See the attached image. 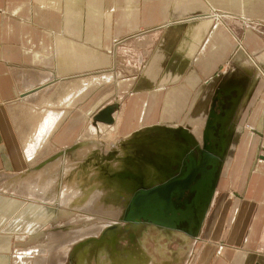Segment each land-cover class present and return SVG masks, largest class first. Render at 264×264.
<instances>
[{
	"label": "crops",
	"instance_id": "1",
	"mask_svg": "<svg viewBox=\"0 0 264 264\" xmlns=\"http://www.w3.org/2000/svg\"><path fill=\"white\" fill-rule=\"evenodd\" d=\"M212 12L223 16L219 18ZM115 39L121 43L115 45ZM126 72L132 74H122ZM91 75L105 76L108 80L91 85H97L94 89L87 86L84 89L87 93L80 91L76 85L79 79L92 80ZM55 83V92L61 85L66 89L67 83L76 86L71 102L66 104L61 99L52 105L58 106L60 120L47 140H43L42 147L56 152L46 155L49 151H42L38 155L42 148L39 146L30 152L33 157L28 158L27 146L31 143L25 145L24 132L20 130L25 120L17 119L13 101L17 96L21 102L42 97ZM263 89L264 0H0V173H24L31 168L28 161H35L42 153L45 160H61L71 153L84 152L87 145H95L94 141L77 139L82 127H78L80 119L95 115V111L114 98L113 122L108 127L103 125L116 135L121 133L127 143L134 139L126 145L122 140L116 143L122 158L128 153L135 154L153 162V169H160V173L176 166L178 175L181 162L188 163L189 152L199 162L198 151L211 111L222 114L220 141L227 146L218 175L230 173L235 181L238 177L237 188L242 189L243 195L231 196L232 200L236 198L229 215H232L229 231L221 223L227 205L215 211V220L205 235H201L204 213L200 216L199 226L203 224L195 238L197 246L191 248L189 264H264V252L251 247L264 229H260L259 223L264 206V180L257 178L264 175V162L256 161L250 170L253 156L249 158L245 153L244 157V152L240 149L236 152L235 147L240 141L236 133L243 113L249 115L250 121L259 104L263 106L260 111H264V102H260ZM261 126L262 135L251 127L260 137L252 133L249 141L241 143L264 144V118ZM226 127L231 130L228 136ZM156 129L169 135L146 136V132ZM83 140L87 144L75 148ZM144 145L150 149L144 150ZM148 153L153 159L146 156ZM234 154H239L238 158L235 156L237 161L247 160L238 164L251 172L246 182L243 173L225 172L230 163L228 158L234 159ZM261 156L258 158L263 159ZM212 160L209 162L216 161ZM137 170L136 173L142 174ZM168 179L162 178L154 185ZM208 188L202 190L195 207L212 206L214 200ZM239 210L241 216L237 217ZM156 216L161 218L165 214ZM136 218L132 215L125 220L137 224ZM260 234L262 238L264 231ZM179 236L183 239L184 235ZM193 236L187 235L188 241ZM236 240L250 245L246 248L232 245ZM161 250L165 252L164 247Z\"/></svg>",
	"mask_w": 264,
	"mask_h": 264
},
{
	"label": "rangeland",
	"instance_id": "2",
	"mask_svg": "<svg viewBox=\"0 0 264 264\" xmlns=\"http://www.w3.org/2000/svg\"><path fill=\"white\" fill-rule=\"evenodd\" d=\"M216 14H218L219 18H222L223 16L217 12H212V15ZM113 43L118 45L121 43V40L115 39L113 40ZM224 68L225 67L222 69ZM122 74L130 75L132 72ZM65 82L69 81L66 80ZM56 84L57 83L53 84L54 87L52 85L50 90H48L46 94H43L42 97L37 96L36 98L21 102L19 96H17L13 101L14 114L17 116V119L19 121L21 119L25 120V124L21 126L20 130L22 132L23 129L26 146L29 142H32V139L36 135L41 116L44 114L42 110L49 109L48 104L51 102V99L54 98L53 94L55 92ZM23 89H20V92ZM69 90H71V88ZM125 96L127 95L125 94ZM42 100H44V104H41ZM114 101L116 100L111 98L103 104V107H100V109L95 111V115H89L85 118L81 117L80 119L78 127L81 125L82 127L78 132L77 139H88L90 142L94 141L96 143V150H93V146L95 145H87L84 147L87 149L82 153L77 151L75 154L71 153L67 155L66 159L61 160L50 159L45 162V164L43 163L42 166L40 165L39 167H36L33 165L29 170L21 174H9V172L15 173V171H5V173H0V264H73L76 263V259L74 258H76L79 251L84 248L93 247L91 246L93 244H91L90 241L94 239L99 241L96 250L106 247L105 252L107 254L111 251L116 254L123 247L132 248L133 246H140L144 248L143 245H145L149 252L158 255L156 250L164 247L166 252L165 257H168L170 260L167 264H189L188 259L190 256L189 254L191 253V248L197 246L195 238L203 224L202 223L199 226L200 228H198V217L197 220H194V217H196V209H201L202 213L200 216L204 213L203 222L205 223L201 235H205L206 230L208 232V226L213 224L215 220V211L218 208L221 210L223 206L227 205L226 209H222L223 212L225 211L227 213L225 218H221V223L223 222L227 226V231H229L232 222L230 221L232 215L231 217L229 215L231 210L234 209L233 204L236 198L235 197L232 200V195L235 193L238 196H241L243 193L242 189L237 188V186H239V178L237 177V180L235 181L236 178L233 175L230 176L229 173V176H226L227 174L224 175V172L216 178L214 185V188L216 186V191L214 192V195H212L209 186L212 175L210 181H208V194H210L211 198L213 196L214 200L212 206H210V204L202 207L196 206L195 211L190 208V210L187 209L186 212H183L182 216H179L185 218L184 213L188 214V210L190 212L192 211V213L188 215L191 218L193 225H191L193 227L191 230L195 227L197 228L194 229L195 232L193 231L194 234H192L195 236L191 237L188 243L186 241L184 242L179 235H184L182 232H190L191 230L187 229V223L185 221L179 222L176 229L173 226L175 220L169 218L174 214L165 212V217L160 216L165 219L160 221L163 225L142 220L144 217L154 220V215H159V209H156L157 212L148 210L149 208L154 207V204L150 202H145L147 203L145 208L141 209L140 207L139 213L142 215L136 218H139L137 220L139 223L135 224V226H132L131 221L125 220L128 216L134 215L131 210L135 208V205L132 204V197L138 191V183L141 181L146 188L152 187L154 184L162 181V178L168 179L175 176L177 167H173L172 170H161L167 174L165 176L162 172L160 173V169L154 170V167H152L154 163L147 161V159H139L132 153H128L122 158L123 156L119 153V150L115 148V145L118 141L124 139V137H121L122 135L119 132L118 135H116L114 131L105 130L106 127H108L105 120L95 119V116L107 106L113 107L115 104ZM262 101L264 102V95L261 97L260 102L262 103ZM51 107H54L55 111L59 109L58 106ZM261 107H263L262 104H259L255 112L252 113L250 121L249 115L244 116L243 113L244 118L242 123H239L236 133L237 137L240 135V141L235 145L236 152L240 149L244 152V157L245 153H248V157L253 156L252 158H254L253 161L251 160V166V161H248L250 170L254 167L256 161L264 162L263 159L258 158V156L264 155V144H260V142H258V145L255 142L252 144L249 142L243 144L241 142L243 140L249 141L250 138L248 137L252 136L254 130L259 132L263 131L261 123L264 118V111H260ZM40 108L42 109L41 111L39 110ZM103 124L106 125V127ZM253 126L254 130L251 129ZM164 129L168 131L173 130L174 134L176 133L174 129ZM226 131L228 136L231 130L229 127H226ZM159 132L160 131H157V129L151 131L149 134L146 132V136L152 138L154 136L153 134H156L157 136L169 135L166 132ZM242 136H245V138L242 139ZM253 136L258 137L259 135L254 134ZM227 139L228 137H226V142ZM133 140L128 141V143L122 141L124 142L123 144L126 145V143L129 144L133 142ZM226 145L227 143L223 144V146ZM82 146H84V144L81 146L76 145L75 148H81ZM90 149H92V153L89 152ZM143 149L148 150L150 147L144 145ZM42 151H49L46 155L56 152L55 149L47 148L45 150L42 147L39 149L38 155ZM153 153L154 152L152 151V154ZM76 154L77 157L80 156L74 158V155ZM152 154L148 153L146 156L152 158ZM239 154H234V159H230V157L228 158V162L231 163V169L229 168V163L225 172L227 171L228 173L230 170L231 173H233V171L240 175L243 173L244 182H246L251 172H249L250 170L248 171L244 165L242 167L240 166L247 160L237 161ZM235 156H237V158ZM44 158L45 155H40L36 158L34 163H40L45 160ZM238 164L240 165L238 166ZM44 165H47L48 168L51 166L49 170L50 173L43 172L47 167H44ZM68 166H71V168L66 169L65 167ZM34 167H36V169ZM219 167H221V165ZM160 168L162 169V167ZM137 169H140L142 174L136 173V171H138ZM155 171L156 175L153 174ZM127 172L130 174L124 175ZM209 172L213 173V170H209ZM130 175L135 177V179ZM204 176L207 175H203L201 180L204 179ZM257 178L263 181L264 175H259ZM227 179H230V182H228ZM231 179L233 180L231 181ZM129 181L131 184L128 183ZM43 184L46 187H42ZM71 188L73 189L71 190ZM66 189L67 191H65ZM64 194L67 196L74 195V197L71 198L73 200L71 201L70 199L68 203L65 202L63 204L62 200ZM190 195L189 192H186L181 203L173 202L174 208L184 209L183 204L190 198ZM76 196L79 198V201H77L78 198ZM74 198H77L76 201ZM85 198L88 199L85 200ZM219 204H221L220 207ZM262 205H264V203ZM262 210L263 212L259 222L260 229L264 227V206L261 208L260 212ZM145 211L147 212L144 213ZM255 211L256 210H254V212ZM238 216H241L240 210L237 214V217ZM172 226L174 227L175 232L169 235L167 234L165 227L172 228ZM113 229H116L114 238L107 234L108 231H113ZM261 231H264V229ZM261 231L258 233L257 242L252 241L251 247L259 248L264 252V236L261 238ZM80 243H84L85 245L81 249L75 251V247ZM232 245L246 248L250 244H246L243 240L241 242L236 240V243H232ZM94 256V253H92L91 256H88L87 254L89 264H95Z\"/></svg>",
	"mask_w": 264,
	"mask_h": 264
},
{
	"label": "water",
	"instance_id": "3",
	"mask_svg": "<svg viewBox=\"0 0 264 264\" xmlns=\"http://www.w3.org/2000/svg\"><path fill=\"white\" fill-rule=\"evenodd\" d=\"M112 108V106H107L103 111L95 116V119L110 121L109 118H106V115L112 110ZM221 115V113L216 112L214 109L209 115V120L204 129V131L207 132H203V142L200 147V152L198 151L200 154L199 162H197L193 156L194 154L189 152V155L187 156L188 163L186 164L185 161L181 162L178 175L172 176L165 182L149 188H146L144 185L139 186V190L132 197L133 205L144 204L146 201L153 203L156 200H161L163 202V207L166 210L172 207L171 213L174 214L175 212L172 216L173 218H171V220H175L173 226L177 229V224L185 221L188 229L189 221L187 218H181L179 216H182V213L186 212L187 209L190 210V208L195 211L196 207L194 206V199L199 190L201 178L203 175H207V171L208 174H210V177L212 175L209 186L211 188V192L213 193L215 181L219 173V166L227 146H223L220 141L222 136L220 135L219 128L222 127V122L219 117ZM212 159L216 160L214 166L213 163L209 162V160L211 161ZM209 170H213V173L211 172V174ZM186 192H189L191 195L190 198L183 204L184 209L174 208L173 202L181 203ZM142 220L153 222L155 224H161L160 221H156L148 217H144Z\"/></svg>",
	"mask_w": 264,
	"mask_h": 264
},
{
	"label": "bare ground",
	"instance_id": "4",
	"mask_svg": "<svg viewBox=\"0 0 264 264\" xmlns=\"http://www.w3.org/2000/svg\"><path fill=\"white\" fill-rule=\"evenodd\" d=\"M109 72V71H108ZM93 74V73H92ZM108 74H110V73H108ZM94 75V74H93ZM103 75H104V73H103ZM75 76V75H74ZM78 76V75H77ZM80 76V75H79ZM78 76V77H79ZM86 76V75H85ZM89 76V75H88ZM91 77H92V75H91ZM99 77V76H98ZM93 78V77H92ZM61 79V78H60ZM111 79H113V78H111ZM64 80V79H63ZM108 80V77H105V76H102V77H100V78H96V77H94L92 80L91 79H89L88 77H86V78H84V77H81L80 79H79V82H77V84L76 85H78L79 86V90L80 91H84V92H88V91H86V90H84L87 86H90L91 87V85H93V84H96V83H100V82H102V81H107ZM110 80V79H109ZM61 81H62V79H61ZM60 81V82H61ZM65 81V80H64ZM63 82V81H62ZM57 83H59V82H57ZM73 83V82H72ZM75 83V82H74ZM104 84V83H103ZM70 85H72V86H70ZM74 85V86H73ZM98 85H100V84H98ZM64 86H66V89H64V87L61 85V86H59L58 88H57V90H56V92H54V94H53V96H54V98H52L51 99V102L48 104V107H49V109H46V110H44V114H43V118H41L40 119V123H39V125H38V128H37V130H36V135H35V137L33 138V142H31V144L29 145V146H27V148H28V154H27V157L29 158V157H31L32 156V154L30 153V152H33V151H36V148L37 147H39V146H41L42 147V142H43V140L45 139V141L47 140V136H48V134L50 133V131L53 129V126L55 125V123L58 121V116H59V113L60 112H58V111H54V109H53V107H51L53 104L54 105H56V104H58V102L59 101H61V99H65V101H66V104H68L69 103V101L71 102V100L73 99V97H74V91H75V89H76V86H75V84H65ZM97 86V85H96ZM95 86V87H96ZM51 87V86H50ZM54 87V86H53ZM93 87V89L95 88L94 86H92ZM91 87V88H92ZM71 88V90H69ZM34 89V88H33ZM68 89V90H67ZM87 89V88H86ZM37 90V89H36ZM90 91L89 92H91V89H89ZM66 91V92H65ZM66 93V94H65ZM76 93H79V91L78 92H76ZM85 93V94H86ZM60 94H65V95H60ZM83 95V93L81 94V95H83V96H86V95ZM90 94V93H89ZM78 96H79V94H77ZM77 96V97H78ZM88 96V95H87ZM63 97H65V98H63ZM76 97V98H77ZM89 97V96H88ZM79 98V97H78ZM80 98H81V96H80ZM85 98V97H84ZM50 99V98H49ZM49 101V100H48ZM64 101V102H65ZM80 101V100H79ZM44 101H41V104H44L43 103ZM73 102V101H72ZM47 104V103H46ZM79 104H80V102H79ZM78 105V104H77ZM47 107V108H48ZM67 107V106H66ZM77 107V106H76ZM42 108V107H41ZM39 109L40 111L42 110V109ZM46 108V107H45ZM38 109V108H37ZM113 109V108H112ZM37 111V110H36ZM43 111V110H42ZM65 113H66V111H65ZM65 113L63 112V114L65 115ZM69 113V112H68ZM112 113H113V110H111L109 113H107V117L106 118H109L110 119V121H106V123L107 124H111L112 122H113V117H112ZM42 114V113H41ZM63 115V116H64ZM116 115V114H115ZM66 116H67V113H66ZM42 117V116H41ZM65 118V117H64ZM37 120V119H36ZM60 120V119H59ZM228 121V120H227ZM57 124V123H56ZM55 127V126H54ZM255 132L256 133H259V135H262L261 134V132H259V131H256L255 130ZM182 136V135H181ZM188 136V135H187ZM225 136V135H224ZM189 139H190V137H189ZM192 139V138H191ZM184 142V141H183ZM45 143V142H44ZM49 143V142H48ZM83 144H85V141L83 140V141H81L79 144H76V145H78V146H81V145H83ZM47 145V144H46ZM45 147V146H44ZM179 149V148H178ZM179 151V150H178ZM180 153V152H179ZM43 154V153H42ZM41 154V155H42ZM45 154V153H44ZM34 155V154H33ZM171 155V154H170ZM180 155V154H179ZM178 155V156H179ZM36 156V155H35ZM172 156V155H171ZM261 156V155H260ZM33 157V156H32ZM135 157V156H134ZM37 158V157H36ZM35 158V159H36ZM164 158H167V157H164ZM261 158H263L264 159V157H262L261 156ZM29 160V159H28ZM48 160H44V161H42V162H40V163H34V160H29L28 162H29V165L32 167L33 165H35L36 167H39L40 165L42 166L43 165V163L45 164V162H47ZM182 161V160H181ZM176 162V161H175ZM177 163V162H176ZM48 164H49V162H48ZM47 164V165H48ZM170 164V163H169ZM174 164V163H173ZM47 165H44V167L45 166H47ZM129 165H130V163H129ZM49 166V165H48ZM48 166L44 169L45 171H43L44 173H50L49 172V170H50V168H51V166H50V168H48ZM123 166V165H122ZM36 167H34L35 169H36ZM126 167V166H125ZM30 168V167H29ZM66 169H69V168H71V166H68V167H65ZM129 168V167H128ZM148 170H150V169H148ZM154 171V170H153ZM150 173H152V172H150ZM43 175V174H42ZM155 175H156V173H155ZM133 179H135V177H133L132 175H130ZM158 176H160V175H158ZM132 182V181H131ZM129 184H131L130 183V181L128 182ZM139 185H138V190H139V186H141V185H143L142 183H141V181H140V183H138ZM207 186V185H206ZM200 187H202V185L200 186ZM74 188V187H73ZM73 188H71V190L73 189ZM141 188V187H140ZM203 188V187H202ZM51 189V188H50ZM136 189V188H135ZM76 190V189H75ZM65 191H67V189L65 190ZM68 191H69V189H68ZM46 192V191H45ZM125 192V191H124ZM52 193V192H51ZM202 195V194H201ZM200 195V196H201ZM74 197V195L73 196H67L66 194H64V197H63V200H62V202H63V204L65 203V202H69L70 201V199L71 198H73ZM77 197V196H76ZM196 197H197V195H196ZM78 198V197H77ZM76 198V199H77ZM83 198V197H82ZM81 198V199H82ZM89 198V197H88ZM88 198H85V200H87ZM200 198V197H199ZM75 199V198H74ZM76 199H75V201H76ZM73 199H71V201H72ZM77 201H79V198H78V200ZM83 202V201H82ZM151 203V202H150ZM198 203V202H197ZM152 204H154V207H152V208H149L148 210H150V211H152V212H155L156 211V209H159V214L161 215V214H164L165 212L166 213H171V211H172V207L171 208H169L168 210H166L164 207H163V202L161 201V200H156V201H154ZM196 204V203H195ZM173 205H174V203H173ZM77 206H78V204H77ZM139 209H140V207H139V205H135V208L134 209H131L132 210V213L134 214L133 215V218H135V217H138L139 216V214H141V213H139ZM141 209H143L142 207H141ZM147 211H145L144 213H146ZM157 212V211H156ZM175 213V212H174ZM173 214V213H172ZM155 216V215H154ZM198 217V216H197ZM154 219H156V220H158V221H160L161 220V218H159L158 216H156ZM131 222H133V220L131 221ZM135 224L136 223H132V226H135ZM173 227V226H172ZM192 229V228H191ZM190 229V230H191ZM128 230V229H127ZM115 231H116V229H113V231H108V233L107 234H109V236H111L112 238H114V233H115ZM192 232V231H191ZM190 233V232H189ZM104 236V235H103ZM107 236V235H106ZM184 240V239H183ZM188 241V240H187ZM91 242V244H93V245H91V246H93V247H89V248H84L83 250H81V251H79V253H77V255H76V258H74V259H76V263H73V264H89L88 263V258H87V254H88V256H91V254L92 253H94L95 254V256H94V258H95V264H135V262H131L130 263V260L129 259H127V256L128 255H126L125 254V252L124 251H121V250H119L116 254H114L115 252H110V253H106L105 251H106V247H104L103 249L101 248V249H98V250H96V247L98 246V240H96V239H94V240H91L90 241ZM185 242V241H184ZM113 243H114V241H113ZM85 244L84 243H80L79 245H77L76 247H75V251H77L78 249H81L83 246H84ZM144 247H146V246H144ZM161 249V248H160ZM159 249V250H160ZM112 250V249H111ZM147 250V249H146ZM74 251V252H75ZM133 251V250H132ZM128 252H130V251H128ZM138 252V251H137ZM160 252V251H159ZM141 253H142V251H141ZM148 253H149V251H148ZM131 254V253H130ZM132 255H133V252H132ZM151 255V254H150ZM159 256V255H158ZM143 257V256H142ZM160 257V256H159ZM159 257H157V258H159ZM183 257V256H182ZM181 257V258H182ZM177 258V257H176ZM139 259V258H138ZM180 259V258H179ZM141 260V259H140ZM155 260V259H154ZM153 260V261H154ZM177 260V259H176ZM73 262H75V261H73ZM145 262V261H144ZM143 262V263H144ZM151 262V261H150ZM149 262V263H150ZM170 261L168 260V261H163V259L162 260H158L157 262H153V264H167V263H169ZM179 262H180V260H179ZM178 262V263H179ZM136 264H138V262H136ZM152 264V263H151Z\"/></svg>",
	"mask_w": 264,
	"mask_h": 264
},
{
	"label": "flooded vegetation",
	"instance_id": "5",
	"mask_svg": "<svg viewBox=\"0 0 264 264\" xmlns=\"http://www.w3.org/2000/svg\"><path fill=\"white\" fill-rule=\"evenodd\" d=\"M208 181H210V175H208V177L206 176L205 177V179H204V181H201V183H200V186L202 185V187H199V190H198V192H197V201H196V196H195V201H194V203H196L195 205H197V202L199 201V197H201L202 195H201V193H202V190H204V188L206 187V185L208 186ZM201 195V196H200ZM189 213L188 214H186V213H184L185 214V217L187 218V220L189 221V223H190V226L188 227V230H190L191 228H193L192 226V222H191V218L188 216L189 214H191L192 213V211L190 212V211H188ZM197 213H198V219H200V214L202 213V211H201V209L200 210H198L197 209ZM196 213V214H197ZM198 224L200 223V220H198V222H197ZM192 225V226H191ZM170 227V226H169ZM169 227H165L166 228V231H167V234H169V235H171V233H174L175 232V229H174V227H172V228H169ZM191 227V228H190ZM195 228H197V227H195ZM194 228V229H195ZM198 228H199V225H198ZM194 229L193 230H191L192 231V233H191V231H190V233H189V231H185V233L184 232H182V234H184V236H182L183 237V239H184V241H186V242H188L187 240H188V237H187V235H192V234H194L193 233V231H194ZM195 232V231H194ZM143 246H145V245H143ZM162 248V247H161ZM147 248L146 247H144V248H142V247H138V246H136V247H132V248H130V247H123L122 249H121V251H124L125 252V254L126 255H128L127 256V259H129L130 260V263L131 262H135V264H136V262H138V264H153V262L155 263V262H157L159 259L160 260H162L163 259V261H168L169 260V258L168 257H165L166 256V252H164L163 250H161L160 248V250L159 249H157L156 250V253H158V255L160 256H158V255H154V253L152 254L151 252H149L148 253V249L146 250ZM133 250V251H132ZM128 251H130V252H128ZM138 251V252H137ZM141 251H142V253H141ZM160 251V252H159ZM132 252H133V255H132ZM131 253V254H130ZM151 254V255H150ZM143 256V257H142ZM157 257H159V258H157ZM139 258V259H138ZM141 259V260H140ZM155 259V260H154ZM154 260V261H153ZM145 261V262H144ZM151 261V262H150ZM170 261V260H169ZM144 262V263H143ZM150 262V263H149Z\"/></svg>",
	"mask_w": 264,
	"mask_h": 264
}]
</instances>
